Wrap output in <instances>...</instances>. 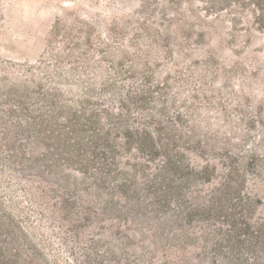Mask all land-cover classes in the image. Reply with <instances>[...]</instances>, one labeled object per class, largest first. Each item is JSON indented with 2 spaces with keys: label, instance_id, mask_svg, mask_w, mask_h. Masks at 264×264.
Here are the masks:
<instances>
[{
  "label": "rangeland",
  "instance_id": "obj_1",
  "mask_svg": "<svg viewBox=\"0 0 264 264\" xmlns=\"http://www.w3.org/2000/svg\"><path fill=\"white\" fill-rule=\"evenodd\" d=\"M0 4L4 8L0 9V66L4 70H13L12 66H15L34 71L41 66L39 61L50 65L54 61H50L45 54L46 48L51 43L57 45L60 42L63 51L61 55L65 56L68 49L74 55L60 58V61L75 68L81 64L78 61L82 53L89 52L94 57V62L108 72L106 80L111 85L109 88L118 89L121 93L119 100H123L135 116L139 115L135 114V105L126 97L141 93L143 88H149L144 110L162 120L165 125L172 123L176 129L183 128L185 132H189L186 128L191 129L193 124L186 105L194 104L211 111L210 118L224 116L220 109L225 106L235 131L238 132L241 128L246 137L232 140L233 136L238 135L224 130V134H219L218 140L226 141L224 138H228L232 146L216 142L215 145L206 147L204 152L199 151L203 159L208 160L204 165H208L209 169L211 166L216 167V170L212 169V172L205 174V178L200 179L202 186L199 182L195 184L197 189H201L202 196L207 194L211 185H218L225 177L230 163L229 155L246 162L245 156L249 153L246 150L251 148L247 145H251L254 137L259 136V143H264V10H257L253 0H2ZM83 12L89 15L83 17ZM58 19L70 29L65 30L59 24L54 31ZM84 22L92 25L87 32ZM124 42L126 44L123 46ZM176 43H181L188 54L181 59L174 56L178 60L172 63L174 58L169 51L176 50ZM114 47H121L127 53L113 55L112 52L116 51ZM151 48L160 50L158 56H153L155 58L150 61L141 60L139 66H135L136 55L144 56L145 51ZM224 60H227L229 66L222 63ZM204 66L212 72L225 67V80L214 83L212 80L217 79L205 72V82L214 83V87L210 89L209 86H204L190 72ZM244 74L246 78L239 81L238 78ZM6 76L2 70L0 154L7 156L8 151L14 150L13 153L18 157L11 161L6 158L1 161V166L17 170L21 169L20 165L24 166L18 176L25 180L24 185L36 197L35 200L40 202V206L35 208L37 215L40 211L48 216L52 230L41 235L40 231L28 228L25 216H29L35 226L42 224L37 219L43 218L34 217L35 212L32 213L29 207L33 198L28 196L29 198L22 200L23 215H15L4 208L12 216L13 233L7 230L9 220L0 209V236H62L64 240L59 239L58 242H66L71 251L69 256L75 254L73 264H89L87 257L83 256L84 252L99 260L100 264H213L212 259L216 264H228L223 254H227L230 249L225 242L223 245L227 246L222 248V252L214 251V243L221 241L227 233L235 236L233 232H228L232 226L221 217L227 213L225 208L217 209L218 213L215 214L214 211L207 212L204 206H197L188 217L186 208L180 207L179 216L161 221L159 217H154L151 208L144 207L142 203V208H136V201H117L121 197L120 193L116 194V203H103L101 198H105V189L95 186L99 194L86 190L93 186L92 179H85V176L90 178L88 173L79 175L70 172L77 177L78 180L75 181L72 176L66 179L57 173L52 175L46 172L43 161L34 160L30 147L29 150L27 148L25 131H21L27 126L21 122L26 113L21 110L20 101L31 108L41 89L28 80V75L20 81L12 80L13 82L7 81ZM183 79L189 80L191 90L181 100L174 97L173 102L168 96L175 95L172 91L183 84ZM39 81L47 89V82L41 79ZM250 81L254 90H258L255 92L256 98H250L247 92L240 93L239 88L234 86L239 82L246 85ZM93 88L95 92L103 93L100 85ZM218 92L223 93V100ZM191 94H196V98H192ZM230 98L231 105L226 101ZM89 99L100 102L99 98ZM102 102L107 104L105 108L112 111L116 106H119L117 112L124 110L118 104L119 101ZM16 104H19V110ZM99 107L102 108L98 105L97 109ZM162 108L163 114H160ZM177 115H181L183 123L176 121ZM17 122H21L23 128L15 127ZM145 126L154 133L152 137L156 143V125L152 123ZM25 129L29 131L30 128ZM14 130L21 131V134L13 136ZM31 131L33 130L30 129ZM13 137L24 139V146H11ZM132 146H136L135 143ZM224 146L228 147L229 155L220 149ZM132 153L139 156L136 150ZM257 155L259 157L255 160V168L261 169L264 166V155ZM240 173L244 178L240 188L241 197L246 199L250 194L254 200V213L248 219L250 229L253 230L255 220L264 217V177L260 179L247 169ZM139 192L142 193L141 190ZM190 195L188 191L182 192V196ZM0 200L6 202L5 194L1 191ZM173 208L176 209V205ZM240 236H244L242 239L247 238L250 236L249 231ZM250 262L254 263L252 260Z\"/></svg>",
  "mask_w": 264,
  "mask_h": 264
},
{
  "label": "trees",
  "instance_id": "obj_2",
  "mask_svg": "<svg viewBox=\"0 0 264 264\" xmlns=\"http://www.w3.org/2000/svg\"><path fill=\"white\" fill-rule=\"evenodd\" d=\"M3 1L7 2V0ZM263 1L253 0L257 10H264ZM0 9H4L2 4H0ZM88 15L87 12H83V17ZM84 23L87 32L92 28V25L88 22ZM57 24L54 31L57 30L59 24L65 30L70 29V27L68 28L65 24H62L60 19H58ZM103 34L106 33L103 32ZM87 40L90 41L89 38ZM125 44V42L122 43L123 46ZM175 47L176 50L169 51L173 58L175 56L181 59L188 54L182 48L181 43H176ZM114 50L116 51L112 54H116V56H119V53H127L121 47H114ZM227 50L231 51V49ZM138 51L142 52L141 49H138ZM158 52H160L159 49L151 48L149 51H145L144 56L136 55L134 65L139 66L141 60L144 62L150 61L151 58H155L153 56H158ZM62 53L60 42H57V45L49 44L45 54L54 63L49 65L45 61H39L42 64L34 69L36 72L27 68L19 69L15 66H12L13 70H4V67L0 66V72L3 70L7 74V81H20L28 75V80L41 89L36 97V102L31 108L20 101L21 110L26 113L21 122L33 131L30 132V129L29 131L25 129L27 127L23 128L21 122L14 124L15 127L23 128L21 131H25L27 148L29 150L30 147L31 153H36L35 155L32 154L34 160H42L46 172L52 175L57 173V175H62L66 179L68 176H72V179L78 180L70 172L79 175L88 173L90 178L85 176V179H92L93 186L88 187L86 190L99 194L98 190L94 188L95 186L105 189V198H101L103 203H116V194L120 193L121 197L117 201L120 199L127 203L136 201V208H142V205L151 208L154 217H159L161 221L179 216L181 213L180 207L186 208L188 217L198 208L197 206H204L207 212L214 211L215 214L218 213L217 209L223 207L227 213L222 214L221 217L225 218V221L229 223L228 225L232 226V229L228 232H233L235 236L227 233V236L222 238L221 241L214 243V251L222 252V248L228 245L229 254H223L228 260V264H250V260L254 261L252 264H264V217L255 220L256 224L253 225L255 229L251 230V223L248 219L254 213V200L250 194L245 197L246 199H243L240 193V188L244 183V178L240 172L247 169L260 179L264 177L262 176L264 166H261V169L255 168V160L259 157L257 154L264 155V143H259V136L254 137L255 140L253 139L251 145H247L251 148L246 150L249 151L245 156L246 162L245 160L241 162L237 156H230L228 147L220 148L223 149L225 154L229 155L228 169L223 180L218 185H216L217 183L211 185L207 189V194L202 196L200 194L201 189H197L195 184L199 182V185L202 186L200 179L205 178V174L212 172V169L216 170V167L211 166L209 169L208 165H204L208 160H204L199 151L200 153L204 152L206 147L211 144L215 145L216 142L232 146L233 144L228 138H224L227 139L226 141L218 140L220 138L219 134H224V130L229 134L238 135L233 136L232 140L246 137L241 132V128L238 129V132L235 131L231 119L226 114V107L222 106L220 109V111H223L224 116L210 118L211 111L196 107L194 104L186 105L185 107L189 111L188 116L191 117L193 124L191 129L186 128L189 132H185L183 128L176 129L172 123L165 125L162 120L144 110V103L149 97V88H143L140 90L141 93L126 97L128 101L135 105V114H139L135 116L132 109L123 100H119L121 93L118 89L109 88L111 85L106 80L109 75L108 72L103 66L94 62L95 59L90 56L89 52L82 53L78 61L81 64L76 65L75 68L71 67V64L60 61V58L65 56L68 58L74 56L73 52H69L68 49L65 56L61 55ZM175 60L178 59L174 58L172 63ZM226 62L227 60L222 61L223 64H226L225 66H229V63ZM53 66L55 67L53 68ZM169 67L171 68V66ZM190 72H193V76L198 77L203 85L209 86L210 89L214 87V83L225 80V67L212 72L205 69L204 66V68ZM205 72L207 74L211 73L212 77L217 80H212L215 81L212 84L206 83L207 74ZM143 78L148 77L143 76ZM244 78H246L245 74L238 80L241 81L240 79ZM40 79L47 82V89L42 87ZM183 80V84L172 91L175 95L168 96L173 102L177 98L181 100V97L191 90L189 89V80ZM144 81H148V79H144ZM251 83L252 81L246 85H241L239 82L234 86L239 88L240 93L247 92L250 94V98H256L255 92L258 90L255 89V91L254 85ZM96 85L101 86L100 89L103 90V93L94 91L93 87H96ZM218 94L222 98L223 93L218 92ZM191 95L192 98H196V94ZM92 97L99 98L100 102H93L89 99ZM231 99L226 100L230 105L229 100L231 101ZM104 100L113 101V103L119 101L118 104L124 110L117 112L119 106H116L113 111L110 108L107 109L105 108L107 104L102 102ZM234 101L236 102V100ZM219 102L222 103V101ZM93 105L94 107H92ZM98 105H101L102 108L97 109ZM16 107L19 110V104H16ZM159 113L163 114V108ZM218 113L220 114V112ZM176 121L183 123L184 120L181 115H177ZM152 123L156 125L154 127L157 132L155 134L156 143H154L152 137L154 133L148 130L147 126L144 127V125ZM138 124L142 126L136 127L135 125ZM20 132L14 130L13 136L20 135ZM208 136H213L216 139H211ZM202 137L206 139H201ZM133 143L136 146L133 147ZM10 144L21 148L24 146V139L13 137ZM234 147L237 148L236 145ZM135 150L139 153V156L132 153ZM13 151H8L7 156L0 154V191L5 194L6 198V202L0 200V209L9 220L7 230L13 233L12 225L14 222L11 214L6 210L12 211L15 215H23L22 200L32 196L33 200L29 202L31 212H35L34 217L42 216L43 218H38L37 220H41L42 224L35 226L36 224H32V221H30V217L25 216L27 226L40 231L41 235H43V232L47 234L48 231L52 230V227L49 226L50 222L47 220L49 217L40 211L37 215L35 208L40 206V202L35 200L36 197L29 192L27 185H24L25 180L18 176L19 171L24 166L20 165V170L1 166V161L6 158L11 161V159L18 157ZM194 151H196V154H193ZM199 161H202V163L200 164ZM191 163L196 165L192 166ZM27 166L25 165V167ZM197 167L198 169H196ZM58 170L59 172H57ZM106 183H110V185L106 186ZM207 183H210V180H207ZM140 190L142 193L139 192ZM184 190L191 195L189 197L182 196ZM197 199L203 201L199 202L198 200L197 202ZM25 202H28L27 199H25ZM175 205L176 209L173 208ZM205 218L208 219V217ZM246 231H249L250 236L242 239L244 236H240V234H245ZM59 239L64 240L62 236H0V264H73L75 254L72 253L69 256L68 254L71 253L69 246L64 241L58 242ZM223 242L227 245H223ZM58 244L61 246L59 247ZM83 256L87 257V263L89 264L101 263L99 260L93 259L88 252H84ZM211 261L216 264L214 259Z\"/></svg>",
  "mask_w": 264,
  "mask_h": 264
}]
</instances>
